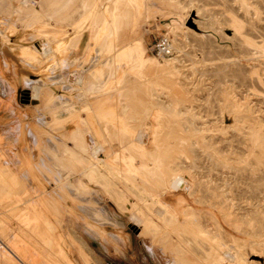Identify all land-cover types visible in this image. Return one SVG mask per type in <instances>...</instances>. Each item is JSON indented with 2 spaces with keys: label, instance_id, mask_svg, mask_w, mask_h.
Wrapping results in <instances>:
<instances>
[{
  "label": "rangeland",
  "instance_id": "374dc122",
  "mask_svg": "<svg viewBox=\"0 0 264 264\" xmlns=\"http://www.w3.org/2000/svg\"><path fill=\"white\" fill-rule=\"evenodd\" d=\"M141 1L146 12L133 8L135 0H0V113L14 112L19 102L13 97L31 88L27 80L40 79L44 86L42 79L52 77L47 83L66 98L43 106L42 121L54 119L51 105L55 115L66 111L87 118L91 66L107 70L114 53L137 43L155 60L145 75L131 72L123 86L107 92L128 131L110 129L109 142L132 158L127 168L135 176L118 177L103 162L100 168L109 172V180L105 172L101 177L106 194L84 173L88 144L102 137L91 136L89 125L72 137L54 120L57 145L46 143L47 157L31 161L34 179L15 155L4 152L0 133V264H84L88 257L92 264H264V0ZM88 11L101 12V24L113 27L106 33L114 32L110 49L100 34L93 62L59 60L43 72L21 59L24 48L32 54L55 46L57 32L76 33ZM90 23L83 29L91 40L98 31ZM11 27L15 39L6 38ZM39 27H45L42 34L35 32ZM164 37L171 41L169 56L155 50ZM165 58H175L176 68L160 67ZM81 75L85 79L78 85ZM149 194L175 211V218L157 216L159 206H152ZM121 196L119 206L114 199ZM141 211L145 221L137 226L132 219ZM37 212L47 218H32ZM90 224L99 229L92 231ZM154 246L161 248L160 260L150 253Z\"/></svg>",
  "mask_w": 264,
  "mask_h": 264
},
{
  "label": "crops",
  "instance_id": "0c3cea01",
  "mask_svg": "<svg viewBox=\"0 0 264 264\" xmlns=\"http://www.w3.org/2000/svg\"><path fill=\"white\" fill-rule=\"evenodd\" d=\"M135 4L133 5V8L137 10L139 13L144 11L146 12L145 8L140 7V5H144L141 0H135ZM138 8H141L140 10ZM37 12H39L37 10ZM101 12L96 11L94 16L89 15L90 11L84 13V15L81 16V20L76 24L75 30L76 33L74 34H67L65 31L57 32L55 36L53 37L55 39V46H52V43L49 47H43L41 50H37L34 52L26 51L27 49L24 48V51L21 50L24 54L19 55L25 63L32 66H38L40 67L43 72H49L51 68L55 65V63H58L59 60H67L69 59V62L73 59H80L83 60L86 63L88 61L89 63L94 58V55L97 52V48L99 49V39L101 37V33H103L106 37L103 39V43L106 48L112 47L113 42V35L114 32H110L111 34L106 33L109 31V29H113V27H110L107 25V22L104 21L102 23L101 19ZM14 14V13H13ZM82 17H85V19L82 20ZM96 18V19H95ZM1 20V19H0ZM91 21V25L96 28L98 33L93 34L94 36L91 37L89 34L86 35L87 30H84V26L86 25L87 21ZM114 23H118L119 19L114 18ZM2 24V23H1ZM136 24V23H135ZM4 25V24H2ZM102 25V26H101ZM45 27H39V29H35V32H38L42 34V30H44ZM9 30V29H8ZM83 31V32H82ZM101 31V32H99ZM105 31V32H104ZM17 34L14 27L10 28V35L6 38H13L15 39L17 37ZM21 36V35H20ZM18 36V37H20ZM48 37V36H47ZM101 40V38H100ZM11 41V40H9ZM54 41V40H53ZM91 41L95 43V45L91 44ZM91 47L93 48L92 50ZM115 49V47H114ZM108 53H111L109 50H107ZM95 53V54H94ZM38 56V57H37ZM40 56V58H39ZM75 56V57H74ZM93 57V58H92ZM109 63H107L105 66L107 70H105L103 67H97L96 64L91 66V69H89V74L92 77V84H90L89 89L92 88L93 93L91 97L89 96V101L87 102V105L84 106L83 110H90L89 115L87 118H84L82 114L79 116H75L74 113L70 114L66 111H60L56 113L55 115V109L52 107V105L49 108L50 115L54 114L53 118L46 119V122L42 121L40 118V111L43 106L47 105L48 102H53L56 100V97L60 98H66V95L56 94L54 90L50 87V85L47 83L52 77H45L43 78V84L39 85L40 79L37 78H30L31 81L27 80V83L31 88L28 89H21V92H17V96L13 97L14 99H17L19 104L17 105V108H14V112H12V109H9L7 111H3L0 113V133L2 134L3 140H4V152L11 153L15 155L16 159L20 162H22V165L24 167H27V169L31 172V175L33 176V179L37 177V173H35L36 168L31 161L45 159L47 157V153L43 152V145H46V143H52L57 145V137L56 133H53V124H56V121L62 123L65 125V128L67 127L66 131L67 134L71 135L72 137H78L82 134L83 125H89L92 129V135L93 137H96L95 134L102 135L101 141H93V144L89 145V161L88 164L84 162L88 167H86L84 173L87 174V181L91 185L95 184H101V186L105 190L106 194V186L104 185L101 177L102 174L105 172L104 169L100 168L102 162H108L113 170L120 171L124 173L128 177H133L134 172L127 168L129 165H133L132 158H129L125 154H119L113 148L112 145L109 142L108 135L109 130L114 128L117 132H121L124 135H127V130L122 126L121 123H123V119L119 117L118 113L115 111L116 103H113L110 101L112 99V95L109 96L107 92L111 91V88H114L116 86L122 85L127 81V78L132 75L131 72H135L134 74H142L145 75V71L152 69V66L155 64V60L152 57H145L144 51L140 48V46L137 44H130L129 46L121 47L117 53L113 54V57H110ZM93 62V60H92ZM116 74L118 77H116ZM133 74V75H134ZM47 79V80H45ZM85 79V77H84ZM84 79L81 76H78L76 78V82L78 85L81 83L83 84ZM33 81V82H32ZM14 82V81H13ZM17 84V87L19 89V84L22 83L23 85V79H19L18 81H15ZM146 84V83H145ZM144 86V83H142ZM16 86V85H15ZM99 88L100 93L96 94V88ZM3 88H6L5 83ZM8 89V88H6ZM20 90V89H19ZM25 90V91H24ZM24 91V92H23ZM9 92H13V88H9ZM20 92V95H19ZM21 93H23V96L21 97ZM34 94V95H33ZM28 96V102H26L25 98ZM83 96L82 93L77 95H70L69 100H74V98H77ZM87 96V97H88ZM109 96V98H107ZM111 97V98H110ZM62 100V99H61ZM87 107V108H86ZM2 108V107H1ZM77 111V110H75ZM84 112V111H82ZM3 113V114H2ZM13 113V114H12ZM52 119V120H51ZM56 120V121H54ZM53 121V122H52ZM120 122V123H119ZM48 124H51V127H47ZM104 129V130H103ZM108 130V132H107ZM135 133L132 132L131 135H134ZM1 138V137H0ZM89 142V141H88ZM133 143V142H132ZM88 145L84 146V148ZM132 146V145H131ZM129 147V149L131 148ZM137 146V145H135ZM46 149V147L44 146ZM98 151V153H97ZM97 153V154H95ZM80 163L82 162V159H79ZM62 160H59L61 162ZM130 161V163H129ZM122 162L123 165L126 166L127 169H124L122 165H120ZM64 166L66 165L64 161ZM62 165V166H63ZM99 165V166H98ZM135 165L133 166V168ZM28 171V174L30 175V172ZM133 173H132V172ZM38 182L42 187V180L38 177ZM64 184H61L62 186ZM65 186V185H64ZM38 187H40L38 185ZM79 187L83 188L85 191L88 192V189L83 186L79 185ZM48 191V189H47ZM50 192V191H49ZM100 207V206H99ZM97 207V211L101 213L102 207ZM70 210H66V212L70 215L74 214V211L72 208H69ZM45 217V213L37 212V214L32 218H39ZM47 218V216H46ZM92 231H96V226L90 224L88 225ZM98 236L100 237L104 236L103 231H97L96 232ZM80 241L87 244V242L83 238H79ZM1 243V242H0ZM88 245V244H87ZM71 247V246H69ZM161 248L153 247L152 251H150L151 254H153L158 259L161 256ZM162 257V256H161ZM160 260V259H159ZM163 258L161 259V261ZM160 261V262H161Z\"/></svg>",
  "mask_w": 264,
  "mask_h": 264
},
{
  "label": "bare ground",
  "instance_id": "6f19581e",
  "mask_svg": "<svg viewBox=\"0 0 264 264\" xmlns=\"http://www.w3.org/2000/svg\"><path fill=\"white\" fill-rule=\"evenodd\" d=\"M174 29V28H173ZM191 30V29H190ZM166 38V37H165ZM160 56H163V55H160ZM163 59V58H162ZM173 59H175V58H173ZM172 58L171 59H164L163 61L165 62H159V65H160V67H164V65L166 64L169 68H170V70H173V69H175L176 68V66L175 65H173V60ZM161 68V69H162ZM168 68V69H169ZM154 87V86H153ZM156 88V87H155ZM155 92V91H154ZM156 94V93H155ZM34 95V94H33ZM155 96V95H154ZM191 120H194V119H191ZM191 120H189V121H191ZM188 122V121H187ZM186 122V123H187ZM97 153H98V151H97ZM97 153H95V154H97ZM101 164H103V162L101 163ZM106 165H107V163H106ZM99 166V165H98ZM103 166V165H102ZM100 167V166H99ZM108 167H110V165H108V166H106V168L108 169ZM105 168V169H106ZM105 171V170H104ZM111 173H113L114 175H116V176H118V177H123V173L122 172H120V171H116V170H113V171H110ZM109 172L108 171H105V174H104V176L106 175L107 176V174H108ZM110 175V174H109ZM106 179V178H105ZM107 179H108V176H107ZM125 179V178H124ZM123 179V180H124ZM109 180V179H108ZM126 180V179H125ZM128 181V180H127ZM125 182V181H124ZM188 186V185H187ZM136 187V186H135ZM186 187V186H185ZM138 189H141L142 190V188L141 187H137L136 188V190H138ZM186 189H189V188H186ZM131 191V190H130ZM126 193V192H125ZM124 193V194H125ZM140 193V192H139ZM136 194H137V192H136ZM144 193H142V195H143ZM146 194H147V192H146ZM114 195V194H113ZM145 195V194H144ZM148 196V195H147ZM149 196L151 197V200H152V206H154V205H158L159 207H158V211H160V213L159 214H157V216L158 215H160L161 216V218H162V216L163 217H166V216H168V215H173L174 216V218H175V216H176V213H174L175 211H170L169 210V208H168V205L164 202V201H162V200H160L157 196H154V195H151V194H149ZM118 197V196H117ZM125 197V196H124ZM123 196H121L120 198H118V199H114L117 203H119V202H121V200H123V198H124ZM112 198H114V196H112ZM146 198V197H145ZM148 198V197H147ZM126 200V199H125ZM124 200V201H125ZM141 200H144V198H141ZM147 200V199H146ZM119 206L121 205L120 203L118 204ZM123 206V205H122ZM126 209H128V204H126ZM171 209V208H170ZM151 210V209H150ZM173 210V209H172ZM153 212V211H152ZM154 214H156L155 212H154ZM144 212L143 211H141L139 214H137V216H134L133 217V219H132V221H133V223L135 224V225H137V226H140L141 224H143L144 223ZM159 216V217H160ZM148 217V216H147ZM152 218V217H151ZM148 219H149V217H148ZM163 219H166V218H163ZM151 222H153L154 220H150ZM155 222V221H154ZM150 223V222H149ZM151 224V223H150ZM203 231V230H202ZM200 233H202V232H200ZM203 234H205V232L203 233ZM206 235V234H205ZM208 235V234H207ZM206 235V236H207ZM165 255V254H164ZM179 256H182V258H183V256L184 255H181V254H179ZM92 260L88 257V258H86V260L84 261V264H92V262H91ZM223 261V260H222ZM216 262V261H215ZM217 263V262H216ZM218 263H220V262H218ZM222 263V262H221ZM231 263V262H230ZM95 264V263H94Z\"/></svg>",
  "mask_w": 264,
  "mask_h": 264
},
{
  "label": "built area",
  "instance_id": "2783aa9c",
  "mask_svg": "<svg viewBox=\"0 0 264 264\" xmlns=\"http://www.w3.org/2000/svg\"><path fill=\"white\" fill-rule=\"evenodd\" d=\"M158 55L169 56L172 53L171 41L169 38H162L155 46ZM104 264H119L113 261H106Z\"/></svg>",
  "mask_w": 264,
  "mask_h": 264
},
{
  "label": "water",
  "instance_id": "95a60500",
  "mask_svg": "<svg viewBox=\"0 0 264 264\" xmlns=\"http://www.w3.org/2000/svg\"><path fill=\"white\" fill-rule=\"evenodd\" d=\"M25 98H27V99H26V102H28V99H29L28 96H26ZM134 230H135V228H134Z\"/></svg>",
  "mask_w": 264,
  "mask_h": 264
}]
</instances>
